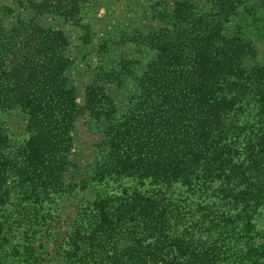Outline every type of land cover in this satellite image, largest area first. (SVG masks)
Masks as SVG:
<instances>
[{
  "label": "trees",
  "instance_id": "16d2710c",
  "mask_svg": "<svg viewBox=\"0 0 264 264\" xmlns=\"http://www.w3.org/2000/svg\"><path fill=\"white\" fill-rule=\"evenodd\" d=\"M173 2L165 27L138 37L152 51L139 72L126 60L112 71L119 84L130 75L122 114L102 68L78 102L63 31L7 26L0 14V248L16 225L24 244L10 243L12 254L35 255L32 240L60 202L89 187L67 264H87L88 254L101 258L92 264H264V0ZM12 111L24 116L21 138L6 125ZM85 113L103 133L100 157L89 180L69 183Z\"/></svg>",
  "mask_w": 264,
  "mask_h": 264
},
{
  "label": "rangeland",
  "instance_id": "374dc122",
  "mask_svg": "<svg viewBox=\"0 0 264 264\" xmlns=\"http://www.w3.org/2000/svg\"><path fill=\"white\" fill-rule=\"evenodd\" d=\"M41 1L0 0V14L3 15L4 23L11 26L19 19L32 20L36 24L63 31L68 38L66 54L73 60L68 71L70 83L76 87L78 102L83 103L84 89L90 83L93 72L102 68L108 74L102 81L105 90L122 114L127 108V95L131 91L130 75L120 74L125 82L119 84L116 80L113 81L115 75L112 71L119 70V63L126 60L131 65L128 67L129 71L139 72L141 63L148 60L147 57L149 58L152 51L142 46L138 37L165 27V22L160 16L162 12L173 7V0H49L51 4L38 12L39 8L32 3ZM193 1L201 4L204 0ZM258 46L260 50H264V41ZM87 116L85 113L75 123L74 146L69 157L75 168L64 177L69 183L89 180L100 157L97 145L103 133L87 127L85 123ZM24 120L20 112L12 111L6 116V125L14 137L21 138L25 135ZM92 197L93 190L89 187L85 189L76 187L75 194L65 196L59 204L48 232H43L32 240L35 255L29 258L27 256L16 258L12 254L10 243H17L19 247L24 244L21 240V228L20 232L16 229L17 226L13 225V235L9 233L11 235H8L7 242L0 248V264H27L28 259L31 262L35 258H37L35 264H67L69 257V253L65 254V249L69 248L67 236L77 214L76 207L82 198ZM77 243L81 244L82 241ZM126 244H129V239L120 238L116 242V253H122L120 249ZM114 252L112 249L108 251L113 255ZM84 256L88 258L87 264L101 260L99 256L91 257L89 254ZM78 258L79 253L74 257L71 255L70 260L75 262L74 260ZM116 264H120V260H117Z\"/></svg>",
  "mask_w": 264,
  "mask_h": 264
}]
</instances>
